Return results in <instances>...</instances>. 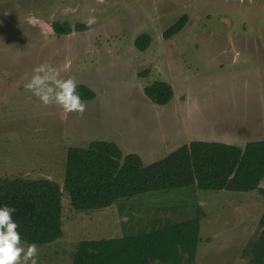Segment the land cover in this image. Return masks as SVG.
Segmentation results:
<instances>
[{
	"label": "rangeland",
	"instance_id": "1",
	"mask_svg": "<svg viewBox=\"0 0 264 264\" xmlns=\"http://www.w3.org/2000/svg\"><path fill=\"white\" fill-rule=\"evenodd\" d=\"M184 15L185 28L166 39ZM57 21L88 29L58 36ZM142 34L151 37L145 52L135 47ZM42 63L95 93L83 117L46 108L25 90ZM157 81L174 91L166 106L144 94ZM262 139L264 0H0L1 177L63 184L67 150L96 140L150 164L193 140L243 147ZM196 217L202 239L194 264H264V196L195 187L94 212L74 211L65 194L64 236L38 246V264H72L84 240L147 234Z\"/></svg>",
	"mask_w": 264,
	"mask_h": 264
},
{
	"label": "trees",
	"instance_id": "2",
	"mask_svg": "<svg viewBox=\"0 0 264 264\" xmlns=\"http://www.w3.org/2000/svg\"><path fill=\"white\" fill-rule=\"evenodd\" d=\"M188 22L182 16L165 32L170 39ZM58 36L82 32L86 25L52 24ZM151 37L142 34L135 47L145 52ZM149 71L142 74L147 77ZM82 101L95 93L77 85ZM154 105L166 106L174 91L157 81L144 88ZM264 139L239 147L221 142L193 140L166 157L145 164L136 153H126L118 144L96 140L70 147L66 154L63 184L50 179H10L0 176V207L15 208L14 221L22 241L50 245L64 236V196L77 212L109 209L124 199L168 190L195 187L201 192L259 193L264 196ZM201 219L196 217L134 236L84 240L72 264H194L201 243Z\"/></svg>",
	"mask_w": 264,
	"mask_h": 264
},
{
	"label": "clouds",
	"instance_id": "3",
	"mask_svg": "<svg viewBox=\"0 0 264 264\" xmlns=\"http://www.w3.org/2000/svg\"><path fill=\"white\" fill-rule=\"evenodd\" d=\"M98 2L103 3L104 0ZM95 23V16H90L87 24L91 26ZM69 66L70 62H66L65 69ZM24 88L46 108L54 106L65 114L80 117L87 110L86 103L77 92L75 79L62 78L60 70L51 64L42 63L35 67ZM15 211L7 205L0 207V264H38V246L22 241L19 226L13 219Z\"/></svg>",
	"mask_w": 264,
	"mask_h": 264
}]
</instances>
